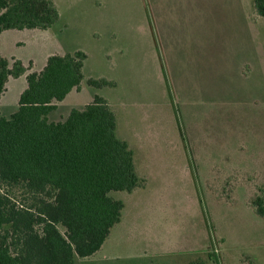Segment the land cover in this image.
I'll use <instances>...</instances> for the list:
<instances>
[{"label":"rangeland","instance_id":"1","mask_svg":"<svg viewBox=\"0 0 264 264\" xmlns=\"http://www.w3.org/2000/svg\"><path fill=\"white\" fill-rule=\"evenodd\" d=\"M140 1L144 5V0ZM120 2L122 25L129 19L135 24L131 35L136 47L128 56L109 62L106 51L113 43L106 38L98 40L100 23L96 17L84 20V14L70 11L63 12L48 48L68 52L85 49L90 55L87 74L119 80L121 88L112 92V98L128 96V105L120 107V115L131 124L124 131L134 146L142 181L132 193L110 194L125 203L122 222L102 250L89 258H77L75 264H264V218L250 206L264 185V22L259 20L257 28L249 18L241 17L237 24L234 21L233 26L240 31L242 56L247 60L221 69L225 77L209 85L207 95L212 94V87L215 91L211 101L185 100L181 109L186 120L196 121L198 115L205 121L210 109L216 111L212 140L197 149L198 163L191 157V149H185L190 156L186 163L178 147L185 128L175 115L178 106L173 96L162 95L154 80L137 84L142 96L145 89L151 91V100L142 99L135 107L130 99L135 85L127 70L129 61L143 73L152 59L141 3ZM252 20L258 22L255 16ZM126 41V37L121 39L128 45ZM156 48L161 55L159 46ZM69 105L66 103L51 119L61 120ZM0 187L18 204L35 202L22 187ZM59 230L66 232L62 226Z\"/></svg>","mask_w":264,"mask_h":264},{"label":"trees","instance_id":"2","mask_svg":"<svg viewBox=\"0 0 264 264\" xmlns=\"http://www.w3.org/2000/svg\"><path fill=\"white\" fill-rule=\"evenodd\" d=\"M254 8L264 19V0ZM59 19L53 0H0V34L48 30ZM86 59L83 51L50 56L40 73L27 75L18 111L9 119L0 112V186L22 187L35 201L18 204L0 187V264H75L93 256L122 218L124 203L110 194L142 185L106 99L95 96L63 122L49 120L57 103L80 89ZM29 70L0 55V100L8 80ZM88 84L116 86L104 78ZM250 206L264 218V185Z\"/></svg>","mask_w":264,"mask_h":264},{"label":"crops","instance_id":"3","mask_svg":"<svg viewBox=\"0 0 264 264\" xmlns=\"http://www.w3.org/2000/svg\"><path fill=\"white\" fill-rule=\"evenodd\" d=\"M53 2L59 10L60 20L50 29L6 30L0 34V55L9 60H20L27 69L31 67V70L25 75L20 78H10L6 84V90L0 100V112L7 119L19 109L21 94L28 87L27 75L29 73H40L45 68L48 58L54 54L65 55L77 52L61 49L48 50L51 45L50 37L55 34L54 28L62 21L63 12L84 14V20L90 16L96 17L100 23L98 25L100 28L98 40L106 38L113 43V46L106 51L109 62H113L117 57L128 56L131 48L136 47L134 36L131 35L134 32L135 24H132L129 19L125 25H122L123 12L120 10V0H53ZM135 2L141 3L140 0H133L132 4L134 5ZM140 12L146 25L144 26L147 34L146 44L152 64L148 65L150 68L147 71L138 73L137 65L133 60L129 61L127 70L130 81L135 85L132 88L130 99L134 101L135 107L139 106L142 99L149 98L151 100V91L145 89V95L142 96L140 89H137V84L140 81L144 83L154 80L157 81L162 95L168 96V98L169 95L173 96L175 105L178 106L175 115L179 117L185 128L183 137L181 135V142H178L182 159L186 163L189 161L190 156H187L185 149L190 148L191 157L198 163L200 151L197 153V149L205 147L212 140V134H215L216 111L210 109L206 113L205 121L198 115L196 121H190L189 118L186 120L181 108L186 106L185 100L189 99H210L211 101L213 99L211 95L215 91L212 87L213 92L208 96L207 94L211 91L209 85L215 84L219 79L225 77L220 72L221 69L223 67L232 68L233 64L247 60L242 56L244 49L240 41V31L233 26L234 21L237 24L239 20L244 18L247 21L249 18L251 25L259 28V20L261 22L264 20L256 13L254 0H144V5L142 3L140 5ZM127 14V18H130L131 13L128 11ZM254 16L258 18V22L252 20ZM64 26L67 28L69 25ZM262 31L264 35V27ZM123 37H126L128 45L121 43ZM157 39H159V43ZM156 46H159L161 55ZM83 52L87 55V59L84 61V80L81 87L72 90L64 101L57 103V109L49 115V120L56 123L63 122L73 109H83L94 100L95 96H101L107 100L116 116L118 138L128 143L135 157L131 138L124 131V129L130 128L131 124L126 117L123 118V115H120L122 112L120 107L128 105V96H126L127 98L122 96L118 100L112 98V92L121 88L117 78L87 74L90 55L85 49ZM133 54L134 52L130 55ZM101 78L115 82L116 86L98 89L88 84L89 79L98 80ZM66 103L70 105L67 106L65 115L60 116L61 120H52L53 114L61 111ZM184 137L188 139V142ZM149 142L153 143L152 137ZM184 173H186L185 170ZM121 222L122 218L120 223L112 228L108 239Z\"/></svg>","mask_w":264,"mask_h":264}]
</instances>
